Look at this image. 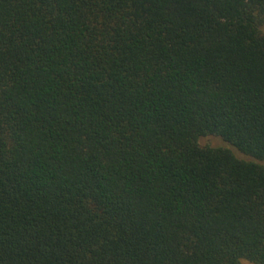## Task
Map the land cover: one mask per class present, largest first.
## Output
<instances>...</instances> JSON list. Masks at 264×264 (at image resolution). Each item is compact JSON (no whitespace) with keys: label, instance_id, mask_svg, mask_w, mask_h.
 I'll return each mask as SVG.
<instances>
[{"label":"trees","instance_id":"1","mask_svg":"<svg viewBox=\"0 0 264 264\" xmlns=\"http://www.w3.org/2000/svg\"><path fill=\"white\" fill-rule=\"evenodd\" d=\"M263 25L264 0H0V264H264Z\"/></svg>","mask_w":264,"mask_h":264},{"label":"rangeland","instance_id":"2","mask_svg":"<svg viewBox=\"0 0 264 264\" xmlns=\"http://www.w3.org/2000/svg\"><path fill=\"white\" fill-rule=\"evenodd\" d=\"M262 28L264 29V25L262 26ZM199 142L202 144H209V145H213V146H223V147H228L232 150V152L239 158H243V159H252V157L242 153L241 151L237 150L235 147H233L231 144H229L228 142L224 141L221 137L216 136V135H205V136H201L199 138ZM253 264L251 262H248L247 260L242 259L241 260V264Z\"/></svg>","mask_w":264,"mask_h":264}]
</instances>
